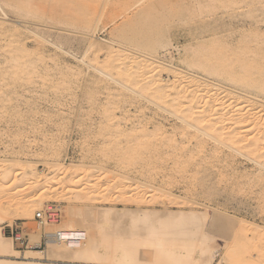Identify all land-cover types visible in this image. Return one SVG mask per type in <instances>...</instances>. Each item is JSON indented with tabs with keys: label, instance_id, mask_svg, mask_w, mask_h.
Here are the masks:
<instances>
[{
	"label": "rangeland",
	"instance_id": "rangeland-1",
	"mask_svg": "<svg viewBox=\"0 0 264 264\" xmlns=\"http://www.w3.org/2000/svg\"><path fill=\"white\" fill-rule=\"evenodd\" d=\"M32 5V11L23 13L2 5L6 19L0 13V94L5 93L7 98H0V173H3L0 174V190L1 187L9 190L6 203L0 206V209L7 211L4 221L0 223L1 233L11 238L15 235L21 237L23 245L13 241L14 249L20 254L31 250V244L28 245L30 236L39 233L41 246L33 247L32 250L45 252L42 242L47 241L46 234L61 229L68 222L73 229L77 228V219L85 216L88 208H109L115 212L136 211L143 209L149 202L148 209L159 213L167 210L185 212L186 202L196 200L197 194L185 188L191 180L181 182L177 175L166 170V164L171 162L174 155L158 160L161 167L156 175L152 173L151 166L123 160L124 150L136 149L138 154L141 147L137 142L147 141L152 145H160L161 141L169 140L173 146L175 142H183L187 137L180 134L183 132L182 124L174 116L156 109L136 93L125 91L121 84H129L130 81L122 72L130 66L133 72V66L137 63H143L147 69L153 61H158L160 64L155 79H161L166 87L174 83L177 85L178 75L173 70L162 68L164 64L171 62L174 68L186 72V78H203L201 69L189 71L185 63L182 64L183 60L192 56L194 51L215 58L219 54V47L223 54L235 55L237 62L240 61L236 56L239 50L245 46L250 47V53L245 47L248 57L256 51L262 58L255 54V57L252 55L249 59L262 63L264 0H32ZM97 20L99 32L94 37L98 41L105 40L124 48L133 47L134 44L124 40L123 34L135 40L138 39L137 34H142L145 41H151L156 31L149 33L147 21L164 30V41L170 46L155 52L142 50L143 53L132 49V56L125 59V64L119 68L113 67L116 57L106 50L100 48L87 52L86 59L94 67L102 68L117 78L120 84H116L78 61L83 57L86 41L90 38L85 30H91ZM16 30H21L19 35ZM14 32L16 36L12 35ZM36 32H41L42 37L45 36L43 39L49 42L63 41L64 51L46 44L42 39L35 40L33 33ZM184 52H189L188 56ZM17 62L21 64L20 68H15ZM220 74L224 78V72ZM224 79L215 82L214 86L203 82L196 90L207 92L214 88L222 91L230 89L234 96L246 92V102L240 103L233 97L222 99L214 103V106L216 108L221 102H227L230 106L232 104L233 111L234 106L240 103L244 107L243 114L252 119L251 122L254 120L253 124L250 121L251 125L247 122L238 123L224 116L216 121L201 123L200 127L208 126L206 132L210 137L222 139L223 144H227L229 141L225 139L229 133L235 140H241L242 136L235 134L236 128H254L257 121L263 120L264 117H258L257 113H264V93L247 92L244 82ZM165 95H171L170 91ZM206 103L207 100L203 102L204 105ZM248 105L255 108V113L248 112ZM253 128L248 137L250 139L254 135ZM197 136L196 141L192 140L184 147L192 148L191 143L199 146L198 156L190 163L200 161V167L206 173L187 175L198 179L210 172L219 175L207 183L210 188L205 194L209 200L205 203L215 210L234 215L232 220L236 224L234 232L237 234L247 232V223L264 228V209L261 207L264 198L258 199L256 196L258 188H261L257 180L260 179L259 173L264 172L262 168L257 163L234 155L223 144L219 145L208 137ZM262 144L264 147V139ZM165 150V146L161 147L160 153ZM242 152L247 155L245 150ZM131 153L125 157L135 158V153ZM258 154L257 161L264 164V153ZM141 157L150 161L152 154ZM23 162L34 163L31 164L33 170L25 168ZM58 164L63 166L64 171L61 172L64 173L52 175L50 171ZM98 169L102 170L94 175ZM31 171L38 174L34 175L39 177L37 184L41 179L50 178V186L56 188L40 208L33 205L26 208L38 194L37 179ZM26 174L28 182L31 179L30 185L25 179ZM69 174L79 175L78 184L68 180L62 185L57 184L59 178L63 175L68 177ZM261 177L264 183V174ZM246 182H250L252 187L245 186ZM89 184L94 187L113 184L115 190L108 194L98 193L93 204L85 205V201L74 199L73 192L80 190L82 197L86 198L91 195H88L89 190L86 188ZM119 185L123 193H119ZM148 186L154 191L149 192ZM156 187H160L161 193H155ZM116 196L121 197L118 199ZM52 207L56 208L54 213H57L53 222L38 225L36 214H45ZM208 212L211 216L212 211ZM16 213L23 215L20 220L15 219ZM218 223L222 224V220ZM106 224L108 226L109 223H104V226ZM214 244L222 248L224 242L215 237ZM223 252L224 249H221L216 254L212 264L222 263ZM202 260L206 262V259Z\"/></svg>",
	"mask_w": 264,
	"mask_h": 264
},
{
	"label": "bare ground",
	"instance_id": "bare-ground-1",
	"mask_svg": "<svg viewBox=\"0 0 264 264\" xmlns=\"http://www.w3.org/2000/svg\"><path fill=\"white\" fill-rule=\"evenodd\" d=\"M2 5L12 9L15 12L20 11L22 13L24 11H32L33 9L32 0H0V13L5 19L7 15L3 10ZM98 23L99 20L93 24V28L91 30H85V33H88L90 38L88 41H86V51L83 57H81L78 61L87 69H94V72H96L99 76L116 84H120L117 78L115 79L109 72L102 68L94 67L91 62L86 59L87 52L102 48L106 50L108 54L111 53L114 55V57H116L113 67L119 68L121 65L125 64V59H128L132 56V49H135V51L138 53H143L144 51L142 50L147 49L150 52H155L159 48L165 49L170 46V44H166V41H164V30L161 27L154 25L152 22L150 23L146 21V24H148L149 33L151 34L153 30L156 31L153 35V38L151 37L153 39L151 41H148L146 38L145 39L147 41H145L142 34H137L138 39L136 40L131 37L128 38L123 34L124 40L135 45L128 48L119 47L118 45L116 47L112 43H108L105 40L98 41L94 37V35L99 32ZM13 29L14 28L9 30ZM15 32L18 31L16 30ZM20 32L21 30L18 32V34L15 33L12 35H19ZM40 33L41 32L33 33L35 40L42 39L44 42H46V44H50L54 48L64 51L63 46L65 43L63 41L57 40L49 42L48 40L43 39L45 36L42 37ZM18 39L20 38H17V40ZM133 40L135 41L133 42ZM101 43L104 44L102 45ZM245 47L246 50L248 49L249 53L252 51H249L250 47ZM245 47L241 48L239 50V54L236 55L238 60H240L239 62L235 60V55L232 57L223 54L221 47L217 48L219 54L215 58H210V54L203 55L201 52H192V56L188 57L187 59L185 58L182 64L185 63L186 68L189 71H192L195 68L201 69L204 73L203 78L197 76L186 78V72L184 71V73L181 70L174 68L171 62L166 65L164 64L162 68L165 67L168 70H173L172 72L178 75L179 83L177 85L174 83L169 87H166V84L162 83L161 79H155V72L158 68V65L160 64L158 61H153V63L147 66V69L143 63H137L136 66H133L135 67L133 68V72L131 71L132 68H130L132 66L129 65L130 67L127 66L128 68L124 69L122 72L128 81H130L129 84H121L125 91L136 93V95L140 98L147 99L148 102H150L151 105L156 109L163 113H167L168 115L174 116L182 124L181 131L183 132L180 134L187 137L185 138V141H180L178 144L175 142L173 146L170 145L169 140L161 141L159 143L160 145H152L147 141L137 142L142 149L140 148L138 154L136 153V149V151H122V149L121 151L123 160L126 162H134L137 165H145L147 167L151 166L153 170L152 173L156 175L160 172L161 167V165L157 163L158 160L164 156L174 155V158L171 160V162L166 164V170H169L174 175H177V178L181 182L191 180L189 184H186L185 188L192 192H196L197 194L196 200H190L189 202H186L187 209L185 212H171L167 210L159 213L158 211L148 209L147 204L149 202L146 203L143 209L136 211L123 210L120 212V210H116L115 212L109 208L100 210L88 208L85 216L77 219L76 224L79 225L77 228L73 229L71 227V223L68 222L65 223L61 229L46 234L47 241L44 243L46 248L45 252L32 250L33 247L40 248L41 236L39 233L30 236V243H28V245L31 244V250L20 254L13 247L14 239L4 236L0 230V264H212L213 259L221 249H224L221 258V264H264L263 226H254L253 223H247V226H249V229L246 230L247 232H239L238 234L234 232L236 224L232 219L235 218V216L217 209L215 210L205 203L209 200L205 194L206 190L210 188L208 187L207 183L209 181L212 182L219 175L210 172L206 176H203L199 179L195 176H188L187 174L206 173V170L200 167V161H193L190 163L191 160H194L198 156L197 154L199 146L197 144H194L193 146V143H191L192 148L184 147L186 143L190 144L192 140L196 141L198 139L196 134L199 135V137H208L219 145L224 143V140L222 139L210 137L211 135L206 132V128H208V126L200 127L203 121H216L219 118H223L224 116L233 118L238 121V123L247 122L250 124L252 119L250 120V118L243 114L244 107L240 105V103L247 99L246 92H244V94L239 93L238 95L234 96L230 89H225L222 91L219 88H214L215 90L207 92H200L196 90L197 87L203 82L206 85L209 83V85L214 86L215 82L218 83L219 80L225 78L224 80L234 79L236 83L244 82L247 92L264 93V61L261 63L260 61L257 62L249 59L250 56L252 57V55H257V53L255 51V54L253 53L248 57ZM23 52L25 53V51ZM260 56L262 58V55H259L258 57ZM15 66V68H20L19 66H21V64L17 62V65ZM220 72H224V78ZM150 90L153 91L151 92ZM166 90L170 91V94L173 96H166ZM5 95V93L4 95L0 94V98H4ZM233 97L235 100L240 102L234 106L235 108L233 111L231 110L233 108H231L232 104L230 106V103L227 104V102H221L218 107L215 108L214 103L225 98L231 99ZM206 100L207 103L204 105L203 102ZM184 106L186 108H183ZM248 107H250L248 108V112L252 111L255 113V108H252V105H248ZM257 108L259 109L260 107ZM193 115L194 117L191 118ZM257 115L258 117L260 116V118L264 117V113L261 111H259ZM252 116H254V114L251 115V117ZM253 122H251V124H253ZM247 127L239 126L235 129V134H240L242 136L240 141L235 140L233 135L229 133L228 138L225 139V141H229V143L226 144L225 142L223 146L230 150V152L234 155L248 159L253 163H257V166L262 168L264 171V164L257 161V156L259 155L258 152L264 153V147L262 144L264 139V118L259 122L257 121L254 128ZM252 128L254 135L253 138L250 139L248 137ZM255 129L256 131H254ZM163 146L166 147V150L163 153H160V149ZM242 150H245L247 155H245V152H242ZM130 153H135V158L125 157ZM150 153L152 154V157L149 159L150 161L144 160L141 157L144 154L148 156ZM22 164H25L24 167L27 169L33 167L31 164L34 165V163L31 162H23ZM101 170L102 169H98L94 171V175L98 174ZM61 171H64L63 166L58 164L54 166V170L50 172L52 175H60L62 173ZM102 174L103 171L101 175ZM262 174H264V172L259 173L260 179H258L259 181L257 180V183L259 182L257 185L261 187L258 188V191L256 192L258 199L259 197L264 198V183H262ZM27 175L28 174L25 175L26 180L28 177ZM34 175L38 174H34L33 172L32 176ZM78 176V174H69L68 177H64L63 175V177L57 180L59 181L57 184L62 185L64 182H66V180H68V182H76L78 184ZM98 176H100V174ZM20 177L22 176L20 175ZM34 177L37 179L35 180L37 184L39 177ZM39 181L40 182L37 184L38 186L35 185L38 187V194H36L37 197L35 196L36 198L34 197L35 199L31 200L30 205L26 206V208H30L32 205L35 208L42 207L47 200L48 195L54 193L56 190L55 186H50V178L45 180L43 179V181L41 179ZM29 182H31V179ZM30 184L31 183H29V185ZM122 184L125 183L123 182ZM244 185L247 187H252L250 182H246ZM150 187H147L150 190L149 192H151V190L153 192L154 190L150 189ZM86 188L89 190L88 195L91 194L86 198L82 197L80 190L73 192L74 199L77 201H85V205L93 204L95 202L94 200L96 199V194H108L115 190L113 184H101L100 186L96 187L89 184ZM159 188L155 189L156 194L157 192L161 193L162 190ZM119 189H117V191ZM121 190L122 188L119 190V193H123ZM8 193L9 190H4V188L1 187L0 206L6 203L5 201L8 197ZM116 197L120 199L121 196ZM261 207L264 209V205H261ZM209 210L212 211L211 216H209ZM6 212L5 210L3 211L0 209V223L4 221V216L7 214ZM38 214L39 213L36 215ZM22 216L23 215L21 213H16L15 219L20 220ZM112 216H115V218H111ZM125 219H127L126 222L124 221ZM221 220L222 224H219L218 222ZM43 223L46 224L45 221ZM104 223L109 224L108 226L107 224L104 226ZM72 231L84 234V240L78 245H67L56 238L57 233H67ZM215 237H219L223 240L224 245L222 248L215 247ZM27 238L29 237L27 236ZM16 247H19V245ZM203 258L206 259L205 263L202 260Z\"/></svg>",
	"mask_w": 264,
	"mask_h": 264
},
{
	"label": "built area",
	"instance_id": "built-area-1",
	"mask_svg": "<svg viewBox=\"0 0 264 264\" xmlns=\"http://www.w3.org/2000/svg\"><path fill=\"white\" fill-rule=\"evenodd\" d=\"M56 211L55 207H52L51 209H48L45 214L39 213L36 215V221L38 225L43 226L45 223L53 222V219L57 213H54ZM55 221V220H54ZM45 238V237H44ZM56 238H58L59 241L62 243H66L67 245H78L80 242L84 240V234L83 233H77V232H67V233H57ZM14 241L18 244L23 245L24 241L21 239L19 235H15L13 237ZM45 240L42 242V246H44ZM41 246V245H40Z\"/></svg>",
	"mask_w": 264,
	"mask_h": 264
}]
</instances>
